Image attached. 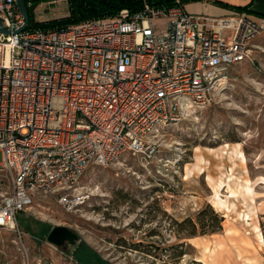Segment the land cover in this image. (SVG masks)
Masks as SVG:
<instances>
[{"label":"built area","instance_id":"built-area-1","mask_svg":"<svg viewBox=\"0 0 264 264\" xmlns=\"http://www.w3.org/2000/svg\"><path fill=\"white\" fill-rule=\"evenodd\" d=\"M23 24L16 0H0V227L17 228L38 197L83 205L77 185L92 165L154 158L160 128L211 105L228 68L253 61L264 16L176 0L60 28Z\"/></svg>","mask_w":264,"mask_h":264},{"label":"rangeland","instance_id":"rangeland-1","mask_svg":"<svg viewBox=\"0 0 264 264\" xmlns=\"http://www.w3.org/2000/svg\"><path fill=\"white\" fill-rule=\"evenodd\" d=\"M263 32L253 61L228 68L211 105L184 108L159 129L154 158L126 152L109 164L92 165L77 185L90 195L83 205L69 212L53 196L38 197L19 213L17 228L0 227V264H205L198 259L208 261L201 252L205 246L218 248L213 258L229 264L228 228L259 241L258 233L264 236ZM7 189L0 175V192ZM207 203L224 218L212 233L198 218L201 210L210 216ZM57 225L78 232L79 245L49 242ZM192 231L197 235L187 237ZM182 250L187 253L179 255Z\"/></svg>","mask_w":264,"mask_h":264},{"label":"crops","instance_id":"crops-1","mask_svg":"<svg viewBox=\"0 0 264 264\" xmlns=\"http://www.w3.org/2000/svg\"><path fill=\"white\" fill-rule=\"evenodd\" d=\"M221 1L230 4V7H224V6L218 5L214 3V0H201V1H193V2L188 3L186 5V8L192 7V9H188V8L187 9L190 11L206 13V14H210L214 16H227V15L234 13L235 11L236 12L237 11L247 12L254 17L264 16V0H221ZM58 3H60L61 6H58L57 5ZM246 5H248V7L243 10H239L234 7V6H246ZM34 14H35V19L37 21H43V20H49V19L58 18L62 16H67L69 14L68 0L41 1L34 8ZM263 35H264V32H263ZM258 226H259L258 224L254 226L256 231L259 230ZM226 235L229 238L228 244L230 246V251H231L230 254H228V258H226V261H227L226 263H229V264H264V243H263L264 240L256 241L254 237L248 234H245L244 232L242 233L228 232ZM258 235H260L259 236L260 239H261V236L264 239L262 232H259ZM194 238H198V236ZM198 247H201V246H198ZM211 248L212 247H210V250ZM212 249H215V248H212ZM202 251H204V247ZM215 251H218V248L215 249ZM215 251L211 256L209 255L208 261L210 262L214 261L215 264H219L218 259L213 258V256L216 253ZM202 254L204 255L209 254V251H204L202 252ZM205 257H207V255ZM200 261L204 263L203 259Z\"/></svg>","mask_w":264,"mask_h":264},{"label":"trees","instance_id":"trees-1","mask_svg":"<svg viewBox=\"0 0 264 264\" xmlns=\"http://www.w3.org/2000/svg\"><path fill=\"white\" fill-rule=\"evenodd\" d=\"M26 10L30 16L29 27H39L43 29L57 28V27H66L75 23H78L82 20L93 18V17H105L112 16L117 14L120 10L127 8L130 12H135L143 8L144 4L147 2L154 6H172L175 4L176 0H68L69 3V14L67 16H62L58 18H53L49 20L37 21L35 19L34 8L41 1L47 0H23ZM193 1H201V0H182L184 3L193 2ZM214 3L224 6L230 7V4L225 3L221 0H214ZM250 5V4H248ZM246 6H234L239 10L246 9ZM206 208L210 210V216L205 218L203 216L204 210L198 212L200 216H198L201 225L209 229V232H215L222 228L221 222L223 221V216H221L218 212L214 210L211 204L207 203ZM192 227L195 228L196 222H193L190 219ZM207 233V230H203L201 234ZM197 235L196 232L192 231L188 233L187 237H192ZM181 246L184 243L180 244ZM187 251H180L179 255L186 254Z\"/></svg>","mask_w":264,"mask_h":264},{"label":"water","instance_id":"water-1","mask_svg":"<svg viewBox=\"0 0 264 264\" xmlns=\"http://www.w3.org/2000/svg\"><path fill=\"white\" fill-rule=\"evenodd\" d=\"M16 2L19 10L24 16V24L20 28V30H23L28 26L30 22V16L26 10L24 1L16 0ZM47 239L49 242L58 246L63 245L65 242H68L70 245L73 246V248L77 247L82 241V238L78 232L73 231L72 229L63 225L54 226L49 232Z\"/></svg>","mask_w":264,"mask_h":264},{"label":"bare ground","instance_id":"bare-ground-1","mask_svg":"<svg viewBox=\"0 0 264 264\" xmlns=\"http://www.w3.org/2000/svg\"><path fill=\"white\" fill-rule=\"evenodd\" d=\"M189 107H192V105H190ZM228 232H231V229H230V228H228ZM260 240H261V241L264 240L262 236H261V239H260ZM204 251H209V254H208V255L211 256V255L214 253L215 249L210 250V247L205 246V247H204ZM204 251H202V252H204ZM204 254H205V253H204ZM198 259H199V260H202V259L200 258V256L198 257ZM250 261H251V260H250ZM204 263H205V264H215L214 262L206 261V259H205Z\"/></svg>","mask_w":264,"mask_h":264}]
</instances>
